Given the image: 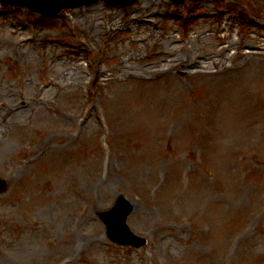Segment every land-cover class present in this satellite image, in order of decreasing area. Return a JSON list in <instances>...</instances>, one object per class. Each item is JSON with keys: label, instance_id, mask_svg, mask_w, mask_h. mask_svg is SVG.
I'll use <instances>...</instances> for the list:
<instances>
[{"label": "rangeland", "instance_id": "obj_1", "mask_svg": "<svg viewBox=\"0 0 264 264\" xmlns=\"http://www.w3.org/2000/svg\"><path fill=\"white\" fill-rule=\"evenodd\" d=\"M33 16L0 7V264H264V0Z\"/></svg>", "mask_w": 264, "mask_h": 264}, {"label": "water", "instance_id": "obj_2", "mask_svg": "<svg viewBox=\"0 0 264 264\" xmlns=\"http://www.w3.org/2000/svg\"><path fill=\"white\" fill-rule=\"evenodd\" d=\"M36 5H41V0H32ZM47 1L48 8L51 13H57L63 7H76L80 6L83 3L90 4L94 0H67V1ZM118 2V0H109ZM3 185L0 182V190ZM131 207L123 200H119L117 207L110 211L109 213L103 216L104 221L109 225L108 234L113 241H116L120 244H134L139 245L143 243V240L136 238L133 234L130 233L128 228L126 227L124 220L126 215L130 212ZM139 242V243H137Z\"/></svg>", "mask_w": 264, "mask_h": 264}, {"label": "bare ground", "instance_id": "obj_3", "mask_svg": "<svg viewBox=\"0 0 264 264\" xmlns=\"http://www.w3.org/2000/svg\"><path fill=\"white\" fill-rule=\"evenodd\" d=\"M56 85V82L55 81H52V80H47V81H44V87H47V88H40L39 92H46L48 88V86H52L54 87ZM2 108H4V110L2 111ZM22 106H16V105H12V104H5L3 102H0V126H3L2 123L4 122L1 121V118H4V117H7L8 119L11 118L13 115H15V117L22 113ZM12 123H14V119L13 120H10ZM8 123V121H5V124ZM5 126V125H4ZM3 126V127H4ZM73 250L71 249V252Z\"/></svg>", "mask_w": 264, "mask_h": 264}]
</instances>
